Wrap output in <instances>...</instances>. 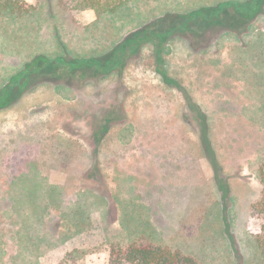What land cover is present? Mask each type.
I'll list each match as a JSON object with an SVG mask.
<instances>
[{
  "label": "rangeland",
  "instance_id": "rangeland-1",
  "mask_svg": "<svg viewBox=\"0 0 264 264\" xmlns=\"http://www.w3.org/2000/svg\"><path fill=\"white\" fill-rule=\"evenodd\" d=\"M249 1L128 0L92 24L67 0L0 13V264L73 249L77 264H108L132 241L264 264V7L239 18ZM135 32L119 68L87 63ZM39 55L56 74H37Z\"/></svg>",
  "mask_w": 264,
  "mask_h": 264
},
{
  "label": "trees",
  "instance_id": "trees-1",
  "mask_svg": "<svg viewBox=\"0 0 264 264\" xmlns=\"http://www.w3.org/2000/svg\"><path fill=\"white\" fill-rule=\"evenodd\" d=\"M128 0H67V7L72 10H82V9H93L96 16L99 17L104 12H113L116 8L123 5ZM258 1V2H257ZM264 7V0H256V3L254 0H250L247 5L245 6V10L247 13H243L242 11L240 14L236 12V14L239 15V18L243 19L246 18L249 14H251L250 10H253L256 8V12L253 14H258L262 12ZM28 7L22 0H0V11H3L7 14L12 15H18L25 11H27ZM239 11V10H238ZM184 17L182 21H180V24L173 23L169 25L166 29L161 28V26H158L159 33H162V37L165 35L170 34V31L176 25L186 26V22L190 16L183 15ZM190 19V18H189ZM207 19V17H206ZM160 21V20H159ZM160 24V22H159ZM148 29V33L147 30ZM143 33L146 35L144 37V40L148 38L150 33H153V29L150 28H144ZM162 39V38H161ZM142 38L138 35V33H132L128 37L124 38L121 42V44L114 46L112 49L107 50L101 54H98L96 56L89 57V61L87 63H94V66L99 69H104L105 71L110 72L114 70L115 68H119V66L122 64L124 57L126 56L127 52L131 50V48L136 45H139V42H141ZM39 59V62L42 64L37 67L36 71L39 75H54L56 74V70L59 69L61 65H58L59 67L55 70V67H57L55 64L51 63L50 60L47 59L48 64L44 63L46 61V56L39 55L37 57ZM77 57H72V59L65 58L62 61V65L67 66H73L76 64ZM72 63V64H68ZM90 66V65H88ZM52 67V68H51ZM87 67V66H86ZM71 68V67H69ZM108 68V69H107ZM47 71V73L45 71ZM160 75L162 76V79L165 81V83L168 84H176L175 80H172L170 77H168V74L165 72L164 69L160 68L157 69ZM52 71V73H51ZM69 72L71 70L69 69ZM29 72L25 71V73H21L20 77H28ZM16 79V76L11 78V81L4 89L2 88L1 92H5L8 90V86H12L14 90H18V86L14 83ZM21 87L23 84L20 85ZM5 90V91H4ZM1 94V93H0ZM3 106L0 102V107ZM259 177L260 182L262 184L261 192H260V198L257 201V203L253 206V209L259 214V216L262 219L261 224V232L259 235L255 237V245L257 250L259 251V254L261 256V259L264 262V160L261 163L259 167ZM77 250H70L66 252L61 259V261L58 264H77ZM108 264H199L192 256L184 254L179 249L170 248L166 245L161 244H152V243H138L135 241H132L131 243L127 244L126 246H120V245H111L109 249V259Z\"/></svg>",
  "mask_w": 264,
  "mask_h": 264
},
{
  "label": "crops",
  "instance_id": "crops-1",
  "mask_svg": "<svg viewBox=\"0 0 264 264\" xmlns=\"http://www.w3.org/2000/svg\"><path fill=\"white\" fill-rule=\"evenodd\" d=\"M22 1L26 4L28 9L31 8L32 12H36L38 14H44L46 12H50L52 10L53 5H58L57 4L58 1L64 4V0H22ZM77 11H79V14H78L79 18L84 20L86 24H90V23L92 24L98 20V17L96 16L93 9L87 8V9H82V10H77ZM0 13L7 15V13L3 11H0ZM13 16H16V14Z\"/></svg>",
  "mask_w": 264,
  "mask_h": 264
},
{
  "label": "flooded vegetation",
  "instance_id": "flooded-vegetation-1",
  "mask_svg": "<svg viewBox=\"0 0 264 264\" xmlns=\"http://www.w3.org/2000/svg\"><path fill=\"white\" fill-rule=\"evenodd\" d=\"M165 36H167V35H165ZM0 108H2V107H0Z\"/></svg>",
  "mask_w": 264,
  "mask_h": 264
}]
</instances>
